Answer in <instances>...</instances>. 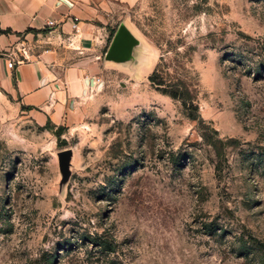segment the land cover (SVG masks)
I'll list each match as a JSON object with an SVG mask.
<instances>
[{
  "label": "rangeland",
  "instance_id": "obj_1",
  "mask_svg": "<svg viewBox=\"0 0 264 264\" xmlns=\"http://www.w3.org/2000/svg\"><path fill=\"white\" fill-rule=\"evenodd\" d=\"M122 22L149 51L89 73L60 126L0 82V264H264V0H141Z\"/></svg>",
  "mask_w": 264,
  "mask_h": 264
},
{
  "label": "crops",
  "instance_id": "obj_2",
  "mask_svg": "<svg viewBox=\"0 0 264 264\" xmlns=\"http://www.w3.org/2000/svg\"><path fill=\"white\" fill-rule=\"evenodd\" d=\"M139 1L0 0V30L10 31L0 32V82L39 126L62 125L85 77L105 64L115 16ZM11 58L25 62L9 69Z\"/></svg>",
  "mask_w": 264,
  "mask_h": 264
},
{
  "label": "water",
  "instance_id": "obj_3",
  "mask_svg": "<svg viewBox=\"0 0 264 264\" xmlns=\"http://www.w3.org/2000/svg\"><path fill=\"white\" fill-rule=\"evenodd\" d=\"M148 51V48L131 31L126 22H122L116 29L105 53L104 62L109 66H128L129 69L135 70V67L141 63ZM55 155L61 175V180L59 181L60 190L62 191L72 177L74 151L72 149H63Z\"/></svg>",
  "mask_w": 264,
  "mask_h": 264
},
{
  "label": "trees",
  "instance_id": "obj_4",
  "mask_svg": "<svg viewBox=\"0 0 264 264\" xmlns=\"http://www.w3.org/2000/svg\"><path fill=\"white\" fill-rule=\"evenodd\" d=\"M33 31V30H30ZM1 33L3 34H8L10 31H4L0 30ZM116 32V29L111 31V36H110V42ZM37 33V32H35ZM42 33H47L46 29ZM161 72L156 69L153 74L150 75L149 81L151 84L162 94L167 95L171 97L172 99L176 101H180L182 103V106L187 113L188 117L192 120L199 121L200 116L198 114L199 112V107L194 101V98L191 96V91L188 86H186L183 83L180 84H171L167 83V81L160 76ZM51 122L49 121L48 124ZM62 128H57L55 134L57 137H60L61 135Z\"/></svg>",
  "mask_w": 264,
  "mask_h": 264
},
{
  "label": "built area",
  "instance_id": "obj_5",
  "mask_svg": "<svg viewBox=\"0 0 264 264\" xmlns=\"http://www.w3.org/2000/svg\"><path fill=\"white\" fill-rule=\"evenodd\" d=\"M53 25L52 22H50L49 26ZM77 25L74 24V28L77 29ZM25 62V58L24 59H15V58H11L9 59V62H8V68L9 69H14L17 65H20V64H23Z\"/></svg>",
  "mask_w": 264,
  "mask_h": 264
}]
</instances>
